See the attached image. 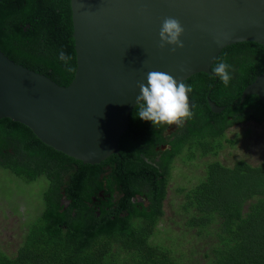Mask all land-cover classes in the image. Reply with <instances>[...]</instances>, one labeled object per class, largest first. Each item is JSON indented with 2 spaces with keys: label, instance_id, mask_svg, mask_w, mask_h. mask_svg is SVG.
Here are the masks:
<instances>
[{
  "label": "trees",
  "instance_id": "1",
  "mask_svg": "<svg viewBox=\"0 0 264 264\" xmlns=\"http://www.w3.org/2000/svg\"><path fill=\"white\" fill-rule=\"evenodd\" d=\"M72 32L70 0L0 2V50L60 86L76 70ZM220 60L233 66L229 87L202 72L184 80L192 87L193 116L169 136L167 124L154 127L135 107L118 154L99 164H84L43 144L28 127L0 119V170L43 186L40 214L24 222L14 255L0 249V264H201L193 256L199 247L204 264H264V158L219 160L225 145L236 143L227 138L230 129L264 123L257 96L240 102L264 72V45L227 46L214 64ZM208 99L225 108L213 113ZM176 162L197 171L177 188L182 239L154 243Z\"/></svg>",
  "mask_w": 264,
  "mask_h": 264
},
{
  "label": "water",
  "instance_id": "2",
  "mask_svg": "<svg viewBox=\"0 0 264 264\" xmlns=\"http://www.w3.org/2000/svg\"><path fill=\"white\" fill-rule=\"evenodd\" d=\"M70 9L71 83L60 86L0 50V119L28 127L43 144L84 164L118 154L149 72L178 82L201 72L214 76L211 66L225 47L264 45V0H70ZM168 17L184 28V47L174 51L161 47L159 37ZM248 95L264 103V72L240 102ZM207 101L213 113L225 108Z\"/></svg>",
  "mask_w": 264,
  "mask_h": 264
},
{
  "label": "rangeland",
  "instance_id": "3",
  "mask_svg": "<svg viewBox=\"0 0 264 264\" xmlns=\"http://www.w3.org/2000/svg\"><path fill=\"white\" fill-rule=\"evenodd\" d=\"M229 140L236 141L234 147L229 144L219 156L224 164L231 165L237 159H244L248 163L256 164L264 158V124L250 122L246 125L233 127L227 133ZM193 167H185L176 162L171 177L167 198L165 201V217L159 226L160 234L154 243L167 245V237L182 239L178 232V225L182 224L176 212L181 196L177 188L193 182L195 173ZM43 186L39 184L27 185L24 181L13 176L10 172L0 170V249L8 255H14L22 242L24 227L27 220L34 219L43 207ZM176 219V225L170 226V219ZM169 230V231H168ZM191 246V245H190ZM188 249V246H185ZM202 248H197L193 254L198 262L204 264Z\"/></svg>",
  "mask_w": 264,
  "mask_h": 264
},
{
  "label": "clouds",
  "instance_id": "4",
  "mask_svg": "<svg viewBox=\"0 0 264 264\" xmlns=\"http://www.w3.org/2000/svg\"><path fill=\"white\" fill-rule=\"evenodd\" d=\"M184 28L180 21L168 17L163 20L159 37L161 47L165 44L176 48H183L181 36ZM62 61L68 59L64 51L58 53ZM212 74L225 86L229 87L233 80V66L224 60L216 62L211 67ZM139 95L136 97V116L141 120L150 121L154 127L167 124H182L193 116L189 104L192 87L177 81L173 76L163 72H149L146 83L139 85Z\"/></svg>",
  "mask_w": 264,
  "mask_h": 264
},
{
  "label": "flooded vegetation",
  "instance_id": "5",
  "mask_svg": "<svg viewBox=\"0 0 264 264\" xmlns=\"http://www.w3.org/2000/svg\"><path fill=\"white\" fill-rule=\"evenodd\" d=\"M240 126V125H238ZM178 129L177 124H172V125H168V127L165 130V135L169 136L171 135L174 131H176Z\"/></svg>",
  "mask_w": 264,
  "mask_h": 264
}]
</instances>
